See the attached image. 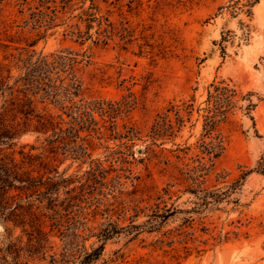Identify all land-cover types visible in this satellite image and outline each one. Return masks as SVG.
Wrapping results in <instances>:
<instances>
[{"label":"rangeland","instance_id":"rangeland-1","mask_svg":"<svg viewBox=\"0 0 264 264\" xmlns=\"http://www.w3.org/2000/svg\"><path fill=\"white\" fill-rule=\"evenodd\" d=\"M42 1L0 0V77L12 84L27 56L70 50L81 60L78 98L111 105L114 117L94 111L95 126L53 142L15 118L19 133L0 147L43 183L15 195L46 233L44 253L24 260L52 264L75 252L51 225L69 217L82 238L64 264H80L105 227L115 232L88 264H264V0H72L50 23L36 13ZM218 84L236 88L235 102L204 137ZM218 133L224 148L213 157L201 144ZM49 181L53 193L39 194ZM22 229L0 221V245H25L31 228Z\"/></svg>","mask_w":264,"mask_h":264},{"label":"trees","instance_id":"trees-1","mask_svg":"<svg viewBox=\"0 0 264 264\" xmlns=\"http://www.w3.org/2000/svg\"><path fill=\"white\" fill-rule=\"evenodd\" d=\"M72 0H44L43 11L39 9L37 14H40L42 20L54 22L59 14H63L71 6ZM79 15L80 21L85 22V28L91 27L92 13L87 10L82 11ZM47 19H44L46 18ZM100 25V21L98 22ZM110 26V24H108ZM87 30L82 31L79 28L76 31L77 36L86 33ZM81 60L77 59L75 53L70 50H59L58 52H51L45 55L33 56L29 55L24 60V72L14 79L12 84L4 83L0 77V146L4 140H11L19 133L18 123L14 120L18 115L22 117V125L33 126V129L46 133L51 131L56 139L63 140L67 137L78 136L80 129H89L92 125L97 124V120L93 116V112L97 111L100 116L114 117V108L109 105L103 107L100 101H87L83 98H78L82 90V82L76 76L77 64ZM213 91L209 93L204 108L207 112L204 123V137H209L215 129L216 122L226 118V113L233 107L234 98L237 90L230 87L228 84L212 85ZM41 104V107L38 104ZM48 104L54 105L55 108L60 109V113L54 114L49 111ZM251 105V104H250ZM177 113V112H176ZM65 114L69 119L64 121L62 115ZM218 116L216 121L214 117ZM167 115L164 114L162 118L153 125V136L159 135L168 121ZM112 121V120H111ZM178 121H182L178 119ZM68 124L66 128H62V123ZM77 126V127H75ZM212 137V136H210ZM204 152L210 155L213 152V157H217L223 150V137L218 133L213 136L206 145L204 141L201 144ZM33 155L24 154L22 157L23 163L31 165L30 161ZM24 165L15 163L12 158L3 153L0 147V221L12 222L14 226H20L22 232L26 231L27 227L31 228L28 242L24 245L19 237L11 238L6 245H0V264H29L28 260H24L23 255L27 253L29 256L44 253V242L46 241V233L43 231V222L39 219L34 211L23 207L21 204L14 202L15 195L33 189H38L43 184L41 177H33L32 170L19 171ZM90 174H95L94 170ZM50 180V178H48ZM64 181V180H62ZM55 182H47L45 191L39 194H52V185ZM18 190L17 194L9 195L10 190ZM50 202L55 198L48 196ZM75 197H73V200ZM72 200V199H71ZM52 228L57 230L63 229L70 242L74 243V250L72 254L66 252L60 253V258H54L52 255L51 263L64 264L68 255H73L80 251L77 246L82 235L79 234V228L66 217L63 224L62 217L59 219L52 218ZM54 221L56 223H54ZM62 227V228H61ZM85 228L82 229L84 231ZM61 232V233H62ZM115 232L110 228H103L96 234L99 245L90 252H83L80 264H88L94 259L98 258L102 249L104 241L109 238L110 234ZM73 250V251H74Z\"/></svg>","mask_w":264,"mask_h":264}]
</instances>
